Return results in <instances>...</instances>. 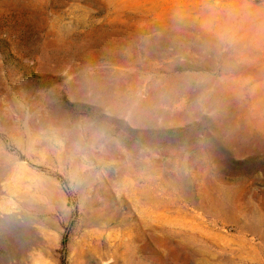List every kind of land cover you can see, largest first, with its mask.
Segmentation results:
<instances>
[{
	"label": "rangeland",
	"instance_id": "374dc122",
	"mask_svg": "<svg viewBox=\"0 0 264 264\" xmlns=\"http://www.w3.org/2000/svg\"><path fill=\"white\" fill-rule=\"evenodd\" d=\"M0 264H264V0H0Z\"/></svg>",
	"mask_w": 264,
	"mask_h": 264
},
{
	"label": "bare ground",
	"instance_id": "6f19581e",
	"mask_svg": "<svg viewBox=\"0 0 264 264\" xmlns=\"http://www.w3.org/2000/svg\"><path fill=\"white\" fill-rule=\"evenodd\" d=\"M165 191L166 190H164L163 184H154V182L148 183L143 190V195L147 205L146 212L151 218V222H158L156 225L153 223L151 225V229L155 234L157 231L162 235L167 232L166 214L172 209V204H169L166 201L167 194ZM176 211L179 212V210Z\"/></svg>",
	"mask_w": 264,
	"mask_h": 264
}]
</instances>
